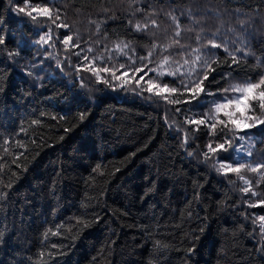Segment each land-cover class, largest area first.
<instances>
[{
    "label": "trees",
    "instance_id": "1",
    "mask_svg": "<svg viewBox=\"0 0 264 264\" xmlns=\"http://www.w3.org/2000/svg\"><path fill=\"white\" fill-rule=\"evenodd\" d=\"M0 41V264H264V167L218 170L264 164V125L189 122L264 76V0H0Z\"/></svg>",
    "mask_w": 264,
    "mask_h": 264
},
{
    "label": "snow or ice",
    "instance_id": "2",
    "mask_svg": "<svg viewBox=\"0 0 264 264\" xmlns=\"http://www.w3.org/2000/svg\"><path fill=\"white\" fill-rule=\"evenodd\" d=\"M18 11L20 12H25L24 8H20L18 9ZM32 11H35V9H33ZM32 11H28L26 12V15L32 17ZM39 15H44V16H49V18L51 17V12L49 9L44 8L42 10H40ZM33 19H35V17H32ZM57 19H59V16H57ZM173 21L176 22L177 24V28H179V23L176 20V17H172ZM53 23H55V21H53ZM152 26H156V21L153 20L151 22ZM58 27H65L67 28L68 25H58ZM99 28V25L97 26ZM148 25H141L139 23H137L135 25V30L136 31H145L147 30ZM176 37L180 36V32L177 31L175 33ZM40 39L42 41H45V37H40ZM72 40L71 36H65L63 43L65 44V46L67 47L69 45V42ZM2 42V41H0ZM174 43L178 44L179 41L176 40L174 41ZM121 44L123 45V47L121 48V45H117V49H119L120 51H123L124 48H128L129 45L127 43H124L123 41L121 42ZM209 44L211 45V47L213 48H219L222 47V45L215 43L214 41H209ZM72 47H79L78 44H74L72 45ZM158 47V45L153 44L152 48L153 50H155V48ZM168 47H171V45L165 46L162 50L163 51H167ZM89 51H91V49H89ZM193 52H195L197 55L195 57V60L193 61V63H196L198 61H200L201 55L200 53V49H193ZM224 51L228 52V55L233 57V63H238V61L236 60L235 57V53L234 52H229L227 47H224ZM236 51H242V49H237ZM78 55V53H77ZM152 56V51L148 52V57H141V59H147L150 58ZM85 59H87V57H85ZM169 62V57L165 56L164 59L161 61L160 64V68H163L165 64H167ZM133 63H135L133 61ZM188 61L185 60V64H187ZM121 68L124 67V65L120 66ZM144 67H147V65H145ZM203 67L205 69H211V64L209 63L208 60H204L203 63ZM212 71H214L215 69H211ZM102 71H110V69L108 68H104L102 69ZM144 68H136L135 72L139 73V72H143ZM149 71H155V69H149ZM179 70L177 69V72ZM113 76L115 77V72L112 73ZM176 75V72H167L165 73L164 71H160L157 73L158 76H163V75ZM126 75V74H125ZM145 75H147V73H145ZM181 75H183V73H181ZM189 75H191V73H189ZM117 79H119L118 77H116ZM208 78V71H205L203 73V79H200L198 81H193L192 82V87L189 88L188 85H183V87L185 88L186 91L192 92L193 95H197L199 92H203V88L200 87V85L203 83V80ZM144 80V76H141L137 81L136 84L137 86L140 85V81ZM128 82L127 79H125L124 81H122V86L123 84H126ZM146 88L142 89V90H146L149 93H153L154 95L157 96H161L163 99L167 100L169 103H173V102H179V101H173L169 99V95L175 94L178 89L177 88H169L167 84L164 85H160V84H154V81L150 78L146 81ZM225 92L231 91L233 93H235L233 96H231V98H229L228 96L224 97L225 103L222 104H216L215 108H214V113L215 115H211L209 116L207 119L204 120H200V121H189L190 123H196L197 125L200 124H207L208 127L215 132L217 125H221L223 129H226L229 127V124H231L234 129L236 130H241V129H245V128H250V127H254L257 124L260 125H264V76H261L260 80L253 83L250 80L246 81L243 85H231L230 89H225ZM167 92L169 95H164V93ZM209 95L211 93H208ZM253 102H255L258 105V108L260 110V115L257 116L254 114L255 110L252 108V104ZM223 113V116L226 117V119H220L219 118V114ZM249 113H253L252 115H249ZM83 118V117H82ZM211 121V123L209 122ZM231 131V129H229ZM242 139V137H241ZM186 142V140H185ZM225 143H228L229 146L231 147V140L230 139H226ZM21 147H23V145H20ZM208 148L210 151L215 152L217 149H222V150H226L224 149V144H218L216 146V148H213L211 144L208 145ZM235 151H240L239 148L234 149ZM192 153H189V155H191ZM207 155V154H205ZM248 155H251V153L249 152ZM236 163L239 164L238 167L233 168L231 164H220V169L218 170H223L225 172V174H227L228 171L231 172H235V173H239L240 170L242 168L248 167V169L250 171H257L259 168L264 167V164H258L255 168H253L251 166V164L245 165L243 163H240L239 161H236ZM240 179H244L243 176L240 177ZM245 183H248L247 180H245ZM249 189L245 188L244 191L247 192ZM255 195V193H253ZM261 221H264V217H260Z\"/></svg>",
    "mask_w": 264,
    "mask_h": 264
},
{
    "label": "rangeland",
    "instance_id": "3",
    "mask_svg": "<svg viewBox=\"0 0 264 264\" xmlns=\"http://www.w3.org/2000/svg\"><path fill=\"white\" fill-rule=\"evenodd\" d=\"M219 104H222V103H219ZM245 129H249V128H245ZM240 142H241L240 145H235L234 148L235 149L239 148L240 149V151H238L239 153L248 155L249 151L247 149H245V146H247L245 138L242 137ZM238 159L240 161L241 160L248 161V158H243L241 155L240 156L238 155Z\"/></svg>",
    "mask_w": 264,
    "mask_h": 264
}]
</instances>
